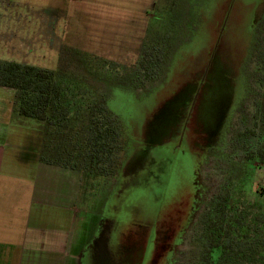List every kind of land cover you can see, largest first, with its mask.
<instances>
[{
	"label": "rangeland",
	"instance_id": "rangeland-1",
	"mask_svg": "<svg viewBox=\"0 0 264 264\" xmlns=\"http://www.w3.org/2000/svg\"><path fill=\"white\" fill-rule=\"evenodd\" d=\"M263 15L264 0H0V61L77 73L91 86V97L99 95L93 107L105 105L120 121L126 142L119 179H91L76 170L65 175L41 159L52 127L21 116L14 92L0 88V123L18 147L11 171L16 185L2 187V193H29V206L69 224L66 211L46 200L64 197L81 173L76 264H133L138 253L140 264H159L162 256H151L156 234L162 237V226L182 219L200 168L211 151V160L221 151L224 129L244 93L255 19ZM152 43L165 49L164 75L137 88L129 75L142 48ZM251 68L260 70L256 62ZM241 123L237 115L234 128ZM248 157L240 152L215 160L205 175L216 181L215 189L230 192L237 207L264 212V164ZM106 217L117 219L116 231H105L106 224L100 232ZM201 229L189 234L179 264L206 254ZM29 256L36 264L42 254Z\"/></svg>",
	"mask_w": 264,
	"mask_h": 264
},
{
	"label": "trees",
	"instance_id": "trees-1",
	"mask_svg": "<svg viewBox=\"0 0 264 264\" xmlns=\"http://www.w3.org/2000/svg\"><path fill=\"white\" fill-rule=\"evenodd\" d=\"M147 45L129 75L137 88L146 87L147 82L155 84L164 75L165 49L157 47L158 43ZM82 59L91 68L90 58ZM254 62L260 70L251 68ZM77 75L14 60L0 61V87L14 90L18 113L52 127L41 159L91 179L113 178L126 149L120 121L105 105L93 107V98L98 100L99 95L91 97V86ZM243 84L244 93L229 117L231 127L224 129L227 137L232 134L231 147L224 144L220 153L228 159L241 152L264 164V15L255 19ZM237 115L242 123L234 128ZM230 195L214 193L200 222L206 254L195 264H264V212H253L252 206L241 209Z\"/></svg>",
	"mask_w": 264,
	"mask_h": 264
},
{
	"label": "crops",
	"instance_id": "crops-1",
	"mask_svg": "<svg viewBox=\"0 0 264 264\" xmlns=\"http://www.w3.org/2000/svg\"><path fill=\"white\" fill-rule=\"evenodd\" d=\"M8 90L14 92L13 89ZM11 136V132H4L0 123V264H34V256H29L33 252L42 254L36 259V264H76L74 249L79 238L76 237L75 218L82 209L77 204L82 198L81 173L79 177L73 179L70 191L63 195L64 197L46 200L55 203L57 208L63 210L62 213L66 211L67 216L64 214V217H68L69 224L66 219H60L58 214L51 215L35 210L33 205L29 206V193H2V187L16 185V181L13 180H17L11 171L15 168L13 164L18 161L16 159L18 147L15 148L11 142L13 139ZM9 144L14 145L13 152L7 150ZM57 167L65 170V175H70L73 171L62 166ZM3 175L5 177L2 178ZM34 200L33 197L30 202L34 203ZM37 201L42 202L43 199ZM65 207L68 209L65 210ZM50 218L55 223L54 227H50L47 220ZM41 219H46V222L39 223ZM77 221L80 222V219Z\"/></svg>",
	"mask_w": 264,
	"mask_h": 264
},
{
	"label": "flooded vegetation",
	"instance_id": "flooded-vegetation-1",
	"mask_svg": "<svg viewBox=\"0 0 264 264\" xmlns=\"http://www.w3.org/2000/svg\"><path fill=\"white\" fill-rule=\"evenodd\" d=\"M229 127H231L230 124H229ZM222 138H223V141L221 142L222 145H220V148H218L220 150L223 148L224 144H228L229 142L228 137L226 136V132L224 133V136H222ZM124 152L123 154H125ZM211 154H212V151L210 152L209 157H207L205 160V163H204L205 166H203V168L201 167L198 172V178H197L198 180L196 181V184H195L196 188L194 190V193L188 200V207L185 208L184 216L182 217V219L181 220L176 219L175 221H169V223H167L165 226H162L161 230L165 232V235H163L162 237L161 236L159 237V235L161 234L159 233L156 234L155 240L153 242L154 248L152 250L151 256H153L154 254H159V258H160V255H161L163 259L161 261L159 259V262H160L159 264H179L181 254L184 255V253L182 252V247L184 248V246H186V242H187V238L189 234L192 233L197 226H201L200 222L202 220V217L204 213L207 211V208L209 207V203L214 197V193L219 190V185L217 186V189H215L216 184L214 183H216V181L207 178L205 175V172L207 171L209 164H211L215 160L218 161L219 163L220 160L224 161L228 159H224L223 157L224 155L221 153L218 154L217 152V153H214L215 157L218 154L217 158L215 160L214 159L211 160ZM123 158H124V155L122 157V161H123ZM121 165H120L119 170L121 169ZM117 177L118 179L120 178L119 171H118V174L112 179H115ZM106 219L108 220L107 217ZM116 222H117V219L116 220L114 219L111 221L109 220L105 221V218H104V220L102 221V225H101L102 228L100 227V232L101 233L104 232V227L106 226V224L107 226L105 227V231L107 228H111V226H113L111 228V231L115 230L114 224ZM201 232H202V229H201ZM199 241L202 245V242L200 240V235H199ZM201 248L203 249V245ZM143 250H144V253H146V248H144ZM131 258L132 257L130 256V259ZM142 258L143 256H141V253L136 254L134 257L133 264H140ZM201 258H202V254L198 255L197 260H200ZM197 260H195V262H192L190 264H195Z\"/></svg>",
	"mask_w": 264,
	"mask_h": 264
}]
</instances>
